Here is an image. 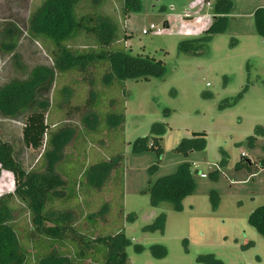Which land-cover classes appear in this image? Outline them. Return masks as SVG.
<instances>
[{"label": "rangeland", "instance_id": "1", "mask_svg": "<svg viewBox=\"0 0 264 264\" xmlns=\"http://www.w3.org/2000/svg\"><path fill=\"white\" fill-rule=\"evenodd\" d=\"M89 1L100 3L81 1L88 11ZM216 1L138 0L139 10L123 19L118 0H101L98 9L115 18L129 36L123 42L125 49L160 60L163 76L126 80L119 90L104 86L99 74L93 85V80L81 81L73 72L58 73L49 88L39 93L37 106L45 111L50 129L73 130L55 171L63 180L67 177L74 197L53 203V210L89 236L121 232L129 264H208V255L221 264H264V237L247 222L253 209L264 204V167L260 166L264 160V39L254 25V11L264 8V0H227L229 4L223 0L219 12ZM40 2L0 0V23L5 19L22 32L14 52L2 54V60L0 54V87L13 79H27L38 65L51 67L49 44L26 32L28 16ZM216 20L205 55L179 51L181 41L202 36ZM150 25L154 29L143 34ZM87 42L80 36L69 44L82 49ZM63 86L65 93H61ZM91 90L103 93L99 109L83 106L87 99L94 100ZM63 97L68 101L61 103ZM67 105H78L79 110L70 109L67 115ZM112 108L123 110L121 129L105 128V113ZM92 111L98 115L95 132L82 122ZM156 122L162 125L153 130ZM21 127L20 119L0 114L3 140L16 144ZM196 132L204 134L202 149L186 155L174 151L183 138ZM151 133L160 137L161 154L134 151V140ZM19 145L15 157L23 159L22 167L44 172L43 151H27L23 142ZM116 152L123 156L122 171L113 170L111 180L101 188L86 189L83 171ZM240 161H249L252 168L239 167ZM183 162L195 170L193 192L178 207L171 202L151 204L147 188ZM13 188L12 173L0 169V194ZM11 206L18 236L25 239L31 220L19 202ZM63 209L71 213L64 214ZM26 247L31 254L27 264H33L34 251L30 244ZM81 264L98 262L89 256Z\"/></svg>", "mask_w": 264, "mask_h": 264}, {"label": "trees", "instance_id": "2", "mask_svg": "<svg viewBox=\"0 0 264 264\" xmlns=\"http://www.w3.org/2000/svg\"><path fill=\"white\" fill-rule=\"evenodd\" d=\"M81 1L83 0H41L28 16L26 32L32 39L40 40L45 43L44 45L49 44L46 48L51 67L38 65L31 70L27 79H13L0 87V114L10 119H20L23 145L32 150H42L41 157L47 158L48 161L44 172L26 171L14 157L12 145L0 138V169L10 171L14 181L12 191L0 194V264H27L31 255L27 251L28 244L34 251L33 264H81L82 260L89 256L98 264H129L124 251L126 241L121 232L89 236L77 229L71 220L64 219L53 210V203L66 202L74 193L72 185H68L67 177L63 180L55 173L56 166L54 167L73 130L68 126H62V129L57 130L50 129L45 120V111L37 106V102L39 93L49 88L58 73L73 72L80 76L81 81L93 80V85L95 76L99 74V80L104 86H115L123 90L126 80L146 81L151 77H162L164 66L160 60L148 55H132L130 50L125 49L123 42L129 36L120 28L115 18L98 9L106 0L102 2L100 0L98 4L87 2L89 8H92L89 11L85 10ZM221 1L223 2L216 1V10L221 8ZM224 1L229 4V1ZM118 2L123 19L130 11L140 8L138 0ZM223 18L218 16L220 20ZM6 21L3 19L0 23L2 54L14 52L22 35L16 25ZM217 21H214L209 31L202 36L181 41L178 45L179 51L187 55H205L211 36L210 31ZM5 23L9 24L8 29L5 28ZM254 25L257 34L264 39L263 7L254 11ZM80 36L88 41L84 48L77 49L69 44ZM102 94L95 93L94 100L87 99L83 106L98 108ZM67 109L66 114L69 115L70 109L78 111L79 106L70 108L67 105ZM123 121V110L115 112L112 108L105 113L103 122L105 128L120 126L121 129ZM82 122L94 132L99 130L98 115L94 111L84 115ZM161 125L162 122L154 123L153 130ZM159 140L160 137L152 133L137 137L133 142V150L136 152L154 150L159 156L161 154ZM204 146V134L196 132L192 133L191 138H183L174 151L186 155ZM237 165L251 169L249 161L246 163L240 161ZM260 166L264 167V160ZM115 169L116 171L123 169L121 152L91 164L83 171V175H86L83 180L88 187L100 188L111 180V173ZM194 171L190 163L183 162L173 173L158 177L146 190L150 203L157 205L171 202L178 207L180 201L193 192ZM14 201L22 205V212L28 213L31 220L25 229V239L22 240L11 216L13 209L11 202ZM62 212L71 213L67 209H63ZM247 222L257 234L264 237V204L253 209L248 215ZM209 256L206 259L208 264H221Z\"/></svg>", "mask_w": 264, "mask_h": 264}, {"label": "crops", "instance_id": "3", "mask_svg": "<svg viewBox=\"0 0 264 264\" xmlns=\"http://www.w3.org/2000/svg\"><path fill=\"white\" fill-rule=\"evenodd\" d=\"M0 54H2V53H0ZM1 60H2V57H1ZM5 60V59H4ZM63 90H62V92L61 93H65L64 92V90L65 89H67V88H65L64 86H63V88H62ZM63 95V94H62ZM66 96V95H65ZM63 100H61V103H65V102H67L68 101V98L66 99V97H63L62 98ZM109 127V126H108ZM109 129H115V128H110L109 127ZM0 138H1V135H0ZM2 139V138H1ZM3 140V139H2ZM3 141H6V142H8V143H10L11 145H12V147H13V155H14V157L16 156V154H17V150H18V148H20V143L22 144V142H21V130H20V134H19V136H18V140H17V143L15 144V142H13V141H11V140H9V141H7V140H3ZM25 150H30V148H28V147H23ZM17 157V156H16ZM15 157V158H16ZM17 159V158H16ZM106 159V158H105ZM18 160V162L21 164V166H22V161H23V159L22 158H18L17 159ZM59 160H60V158H59ZM59 160L57 161V162H55V164H54V167L56 166V163L58 164V162H59ZM103 160V159H102ZM100 161V160H99ZM98 162V161H97ZM47 163H48V161H47V158H45L44 157V171H45V168H46V166H47ZM96 163V162H95ZM92 164H94V163H92ZM23 168V167H22ZM250 168H252V166L250 165ZM23 169H25L26 171H28L26 168H23ZM56 169V168H55ZM55 172V171H54ZM56 173V172H55ZM58 174L60 175V177H61V174L58 172ZM201 178H203V177H201ZM104 186V185H103ZM84 187L86 188V189H90V190H95V189H99V188H91V187H88L86 184H85V182H84ZM101 188V187H100ZM72 197H74V194H73V196Z\"/></svg>", "mask_w": 264, "mask_h": 264}, {"label": "built area", "instance_id": "4", "mask_svg": "<svg viewBox=\"0 0 264 264\" xmlns=\"http://www.w3.org/2000/svg\"><path fill=\"white\" fill-rule=\"evenodd\" d=\"M152 29H154V26H153V25H150V26L148 27V29L142 30V33H143V34H146L148 30H152ZM155 31L159 32V29H158V28H155ZM43 147H44V146H42V148H43ZM199 176H200V177H205V174H204V173H200ZM247 264H250V263H247Z\"/></svg>", "mask_w": 264, "mask_h": 264}]
</instances>
